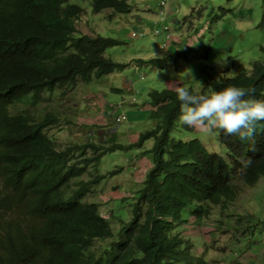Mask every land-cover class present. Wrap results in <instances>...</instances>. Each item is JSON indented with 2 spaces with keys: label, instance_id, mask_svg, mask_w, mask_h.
<instances>
[{
  "label": "trees",
  "instance_id": "16d2710c",
  "mask_svg": "<svg viewBox=\"0 0 264 264\" xmlns=\"http://www.w3.org/2000/svg\"><path fill=\"white\" fill-rule=\"evenodd\" d=\"M89 5L92 14L110 10L107 19L131 12L125 0H90ZM83 10L69 0H0V264H217L219 260L204 256L209 248L201 255L192 254L191 244L183 238L188 235L178 230L181 212L189 209L200 221L209 217L213 207L224 210L234 201L237 183L253 186L264 178V121L244 141L215 129L226 159L209 152L197 138L173 137L176 126L193 130L181 123L176 89L150 90L144 109L155 126L140 133L135 142L104 146L86 139L59 148L47 135L59 123V114L35 113L40 91L60 90L64 97V90L78 82L125 67L104 57L120 40L76 34L74 26ZM259 50L264 56V46ZM177 57L175 53L134 61L161 69ZM229 85L254 90L246 99L264 100V58L233 77L208 79L197 93L186 88L210 95ZM19 102L32 109L10 113ZM139 112L137 106L136 118ZM149 140L152 161L144 165L148 169L130 204L129 220L123 222L109 212L103 217L98 203L84 199L103 176L87 181L81 177L105 153L139 150ZM221 220L219 215V225ZM111 222L119 225L116 241L110 240Z\"/></svg>",
  "mask_w": 264,
  "mask_h": 264
},
{
  "label": "rangeland",
  "instance_id": "374dc122",
  "mask_svg": "<svg viewBox=\"0 0 264 264\" xmlns=\"http://www.w3.org/2000/svg\"><path fill=\"white\" fill-rule=\"evenodd\" d=\"M89 1L69 0V3L84 8L74 26L76 34H97L120 40L121 44L107 49L104 57L125 67L100 79L78 82L70 91L68 88L64 90V97L59 96L60 90L52 93L42 91L34 107L35 113L51 110L59 114V123L47 131L59 148L81 144L86 139L104 146L111 143L131 144L140 133L155 126V121L147 117L149 112L144 109L150 90L183 86L191 87L197 93L202 89L198 82L204 85L211 78L233 77L240 69L248 71L251 62L264 58L259 50V46H264V0H125L131 6V12L126 15L112 14L111 19H107L110 10L92 14ZM175 53L177 59L161 68L157 78L156 69L137 65L134 61ZM225 58V66L218 64ZM189 69L192 77L185 75ZM110 88L119 89V92ZM121 102L122 108L118 106ZM137 106L140 108L138 118L133 114ZM25 108L32 109L19 102L10 108V113ZM106 109L108 115L105 114ZM118 110L120 112L116 114ZM111 112L117 116L122 114L120 124L113 123ZM66 115V122H63ZM68 121L73 124H68ZM84 123L94 126V131L106 133L99 131L92 135L88 130L86 135L83 132L88 126ZM192 128L191 131H184L176 126L172 136L182 140L197 138L209 152L227 159L226 149L219 143L215 129L209 133ZM152 144L149 140L139 150L117 149L105 153L81 177V180L87 181L103 176L90 186L85 201L98 203L105 218L112 213L123 222L128 221L130 204L141 188L148 169L143 168L147 162L141 159L145 157L151 164L149 149ZM86 155L92 154L88 151ZM115 170L118 171L112 174ZM237 185L239 189L234 201L224 210L213 207L209 215L214 219L221 215V225L207 218L198 228V221L190 210L184 209L181 212L182 225L178 230L182 236L188 233V238H183L190 240L193 255H201L204 249L209 248L204 256L207 255L210 261L219 260L217 264H232L233 261L264 264V178L253 186ZM111 227L113 236L110 240L116 241L119 225L111 222Z\"/></svg>",
  "mask_w": 264,
  "mask_h": 264
},
{
  "label": "clouds",
  "instance_id": "9594fccd",
  "mask_svg": "<svg viewBox=\"0 0 264 264\" xmlns=\"http://www.w3.org/2000/svg\"><path fill=\"white\" fill-rule=\"evenodd\" d=\"M153 55L156 56L154 52ZM218 64H220L221 66H225L227 64V58H225L223 62ZM160 71V69H156V78L157 73H159ZM185 75H190L192 77L191 70H187L185 72ZM198 83L201 88H203L204 85L201 82ZM42 91H40L39 98ZM252 91L254 90L229 85L219 91H213L210 95H204L193 93L186 87L177 86L176 93L178 100L181 102L182 110V115L180 116L181 123L185 126L203 129L209 133H211L213 129H220L226 135H236L242 141L248 140L253 136L257 123L260 121H264V100L245 98L249 96L250 92ZM107 110L108 109H106L105 114H107ZM121 115H112V119H114L113 123L115 122L114 124L118 122V117L122 118ZM87 126L88 127L86 129H91L89 130V133H91L92 135L98 134L99 131H101L102 133H106L102 130H92L94 126ZM140 153L141 152H139V154ZM136 155L137 153L134 154V157ZM141 160L143 162L148 161V159H146L145 157H142ZM143 168L146 169L145 167ZM260 179L261 178H259L258 181ZM207 218L215 223L217 222V219H214L212 217ZM207 218H203L202 220L198 221V228L201 227V222H204V220ZM192 251L193 250L191 248V252ZM196 252L199 251L197 250Z\"/></svg>",
  "mask_w": 264,
  "mask_h": 264
}]
</instances>
